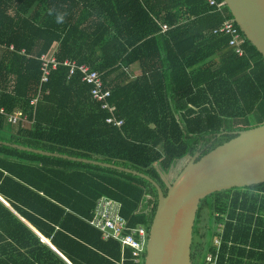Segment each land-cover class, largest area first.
I'll list each match as a JSON object with an SVG mask.
<instances>
[{
	"label": "trees",
	"instance_id": "16d2710c",
	"mask_svg": "<svg viewBox=\"0 0 264 264\" xmlns=\"http://www.w3.org/2000/svg\"><path fill=\"white\" fill-rule=\"evenodd\" d=\"M216 1L221 12L208 0H0V142L130 169L166 194L163 175L186 156L264 125V59L244 37L239 56L231 36L213 34L239 30ZM42 56L61 63L46 84ZM65 61L98 73L122 127ZM102 198L148 233L158 203L148 181L0 145V264H137L92 225ZM204 214L193 264L216 252L220 227L219 264H264V184L213 194L195 222Z\"/></svg>",
	"mask_w": 264,
	"mask_h": 264
},
{
	"label": "water",
	"instance_id": "95a60500",
	"mask_svg": "<svg viewBox=\"0 0 264 264\" xmlns=\"http://www.w3.org/2000/svg\"><path fill=\"white\" fill-rule=\"evenodd\" d=\"M222 1L243 37L264 59V0ZM233 135L204 156H186L182 167L175 166L174 176L163 175L166 194L150 177L130 169L4 142L0 145L115 169L148 181L156 189L158 203L148 231L144 264H193V231L201 202L216 193L264 184V125Z\"/></svg>",
	"mask_w": 264,
	"mask_h": 264
},
{
	"label": "built area",
	"instance_id": "2783aa9c",
	"mask_svg": "<svg viewBox=\"0 0 264 264\" xmlns=\"http://www.w3.org/2000/svg\"><path fill=\"white\" fill-rule=\"evenodd\" d=\"M208 2L211 6H216L219 12L222 11L223 6L218 4L216 0H208ZM213 34H227L231 36L229 45L234 48L237 55H243V45L245 40L239 30L234 27L233 23L226 22L222 27L214 30ZM40 60L42 62L43 72L41 83L46 84L50 75L49 68L56 70L57 67L61 65V63H58L54 57L42 56ZM63 65L69 68L70 76L79 74L85 83L92 86L91 97L93 100L101 105L102 110H108L111 114V117L106 120V123L116 128L122 127L124 122L122 120H118L115 117L114 107L107 102L111 96V93L105 91L98 73L90 72L88 68L77 65L75 62L65 61L63 62ZM35 103L36 99L33 100L31 104L33 105ZM0 113L4 114V110L1 109ZM19 121V116H8V122L14 126L17 125ZM92 225H94L102 233L104 240L111 238L118 240L121 243L123 249H130L132 251L133 257L135 258V263L138 264L142 261L148 239L146 228L144 226H139L133 229L129 228L127 221L121 216L119 204L109 199L102 198L97 203L96 216L92 221ZM218 234L219 236L214 239V247L216 252L214 254L210 253L206 257L204 264L220 263L222 246L221 237L223 234L221 227L218 230Z\"/></svg>",
	"mask_w": 264,
	"mask_h": 264
},
{
	"label": "flooded vegetation",
	"instance_id": "af4514ba",
	"mask_svg": "<svg viewBox=\"0 0 264 264\" xmlns=\"http://www.w3.org/2000/svg\"><path fill=\"white\" fill-rule=\"evenodd\" d=\"M204 215H202V218H201L202 221H200V223L195 222V226H198V228H200V229L204 228L208 222V219H207L208 216L207 215L204 216ZM195 226H194V228H195Z\"/></svg>",
	"mask_w": 264,
	"mask_h": 264
},
{
	"label": "crops",
	"instance_id": "0c3cea01",
	"mask_svg": "<svg viewBox=\"0 0 264 264\" xmlns=\"http://www.w3.org/2000/svg\"><path fill=\"white\" fill-rule=\"evenodd\" d=\"M131 75L132 76H139L140 75V72H139V70H138V68L137 67H133L132 69H131ZM3 109V108H2ZM1 110V109H0ZM4 110V109H3ZM1 114V113H0ZM4 115V114H3Z\"/></svg>",
	"mask_w": 264,
	"mask_h": 264
},
{
	"label": "rangeland",
	"instance_id": "374dc122",
	"mask_svg": "<svg viewBox=\"0 0 264 264\" xmlns=\"http://www.w3.org/2000/svg\"><path fill=\"white\" fill-rule=\"evenodd\" d=\"M185 163V160L180 161L178 164H180V166L182 167V165ZM178 170V169H177ZM171 176H174V169L172 170V172L170 173Z\"/></svg>",
	"mask_w": 264,
	"mask_h": 264
},
{
	"label": "clouds",
	"instance_id": "9594fccd",
	"mask_svg": "<svg viewBox=\"0 0 264 264\" xmlns=\"http://www.w3.org/2000/svg\"><path fill=\"white\" fill-rule=\"evenodd\" d=\"M145 251H146V249H145Z\"/></svg>",
	"mask_w": 264,
	"mask_h": 264
}]
</instances>
